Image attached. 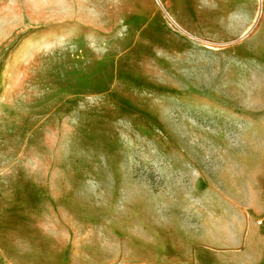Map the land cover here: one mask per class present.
<instances>
[{
    "label": "rangeland",
    "instance_id": "obj_1",
    "mask_svg": "<svg viewBox=\"0 0 264 264\" xmlns=\"http://www.w3.org/2000/svg\"><path fill=\"white\" fill-rule=\"evenodd\" d=\"M224 1L0 0V251L231 264L264 231V0Z\"/></svg>",
    "mask_w": 264,
    "mask_h": 264
},
{
    "label": "bare ground",
    "instance_id": "obj_2",
    "mask_svg": "<svg viewBox=\"0 0 264 264\" xmlns=\"http://www.w3.org/2000/svg\"><path fill=\"white\" fill-rule=\"evenodd\" d=\"M234 1L236 0H225L223 3L224 5H230L232 4ZM156 2L158 3V5L162 6V0H156ZM222 3V4H223ZM168 21L169 23H171L172 25H174V27H179L178 24L176 23V21L168 14ZM89 209L90 208H94L93 205H88L87 206ZM82 216L84 218H86L87 221L89 222H95L99 219V215L96 212H92L91 210L85 209L84 213L82 214ZM132 215L127 211L126 212V219L130 218ZM118 219H111L108 221V223L104 224V233L105 235H109L110 238H112V236H116V232H121V233H125L126 236L130 237L131 240L136 241L138 243H140V238L137 237L136 235L132 234L131 232H126L122 229H120V225L119 222L117 221ZM11 229L10 228H6L3 226H0V236L2 237H8L11 234ZM14 244H10L9 247L5 250L0 251V261L2 264H23L22 260H21V255L18 253L16 254L14 252ZM195 258L199 261L201 260L202 262H204V264H216L215 261L213 260V256L212 253L210 251L208 252H203L200 249H197L195 251Z\"/></svg>",
    "mask_w": 264,
    "mask_h": 264
},
{
    "label": "crops",
    "instance_id": "obj_3",
    "mask_svg": "<svg viewBox=\"0 0 264 264\" xmlns=\"http://www.w3.org/2000/svg\"><path fill=\"white\" fill-rule=\"evenodd\" d=\"M257 214L259 213L257 212ZM236 248H233L234 254L231 264H264V231L259 226H254L245 247H238L240 250L243 249V253H236Z\"/></svg>",
    "mask_w": 264,
    "mask_h": 264
}]
</instances>
